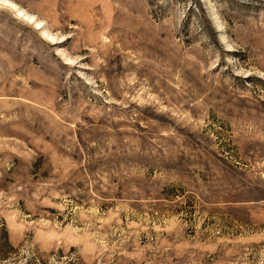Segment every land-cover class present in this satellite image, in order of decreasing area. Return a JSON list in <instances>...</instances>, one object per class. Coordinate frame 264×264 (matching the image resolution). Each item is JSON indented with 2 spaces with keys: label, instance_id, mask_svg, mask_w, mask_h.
Segmentation results:
<instances>
[{
  "label": "rangeland",
  "instance_id": "obj_1",
  "mask_svg": "<svg viewBox=\"0 0 264 264\" xmlns=\"http://www.w3.org/2000/svg\"><path fill=\"white\" fill-rule=\"evenodd\" d=\"M0 264H264V0H0Z\"/></svg>",
  "mask_w": 264,
  "mask_h": 264
}]
</instances>
